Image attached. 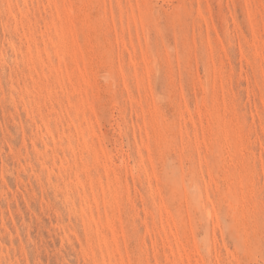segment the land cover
<instances>
[{
	"label": "rangeland",
	"instance_id": "1",
	"mask_svg": "<svg viewBox=\"0 0 264 264\" xmlns=\"http://www.w3.org/2000/svg\"><path fill=\"white\" fill-rule=\"evenodd\" d=\"M0 264H264V0H0Z\"/></svg>",
	"mask_w": 264,
	"mask_h": 264
},
{
	"label": "bare ground",
	"instance_id": "2",
	"mask_svg": "<svg viewBox=\"0 0 264 264\" xmlns=\"http://www.w3.org/2000/svg\"><path fill=\"white\" fill-rule=\"evenodd\" d=\"M56 28H57L58 33H59L61 36H63V31H62V29H61V28H58V27H56ZM28 49H29V51H30V47H29ZM61 60H62V58H61ZM59 66H61V64H59ZM71 120H72L73 123L76 124V122H77V119H76V118H72Z\"/></svg>",
	"mask_w": 264,
	"mask_h": 264
}]
</instances>
